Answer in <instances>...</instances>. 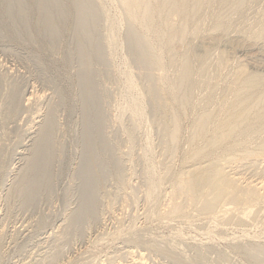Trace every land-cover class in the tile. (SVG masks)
Wrapping results in <instances>:
<instances>
[{"label": "rangeland", "instance_id": "1", "mask_svg": "<svg viewBox=\"0 0 264 264\" xmlns=\"http://www.w3.org/2000/svg\"><path fill=\"white\" fill-rule=\"evenodd\" d=\"M158 1L0 0V264H264V199L248 217L183 197L166 211L180 174L217 156L241 188L264 182V156L244 157L264 151V0L141 13ZM246 87L244 140L218 152L194 123L230 115ZM193 148L206 153L185 159Z\"/></svg>", "mask_w": 264, "mask_h": 264}, {"label": "bare ground", "instance_id": "2", "mask_svg": "<svg viewBox=\"0 0 264 264\" xmlns=\"http://www.w3.org/2000/svg\"><path fill=\"white\" fill-rule=\"evenodd\" d=\"M123 3L125 5H132L133 3H140L142 0H122ZM155 1H158V0H155ZM169 1V2H168ZM168 1H164L160 4V7H158V9H150L151 8V5L150 7L148 6L149 2L146 3L144 6H141L140 7V11L142 14L146 15L147 17H153L154 16V11L156 10H160V12H163V11H166L168 13H173L175 15H178L179 17H182V19H185L186 16L188 15L187 12H186V9H184L183 5L185 2V0H168ZM194 1V0H193ZM202 1V0H201ZM199 0V2H201ZM211 1V0H209ZM160 2V1H158ZM168 2V3H166ZM189 2V1H188ZM185 6V5H184ZM187 6V4H186ZM185 6V7H186ZM180 7H182L183 10H185L186 14L184 15L183 13H181V11L179 12V9ZM202 7H205L204 5ZM190 8V7H189ZM192 8V7H191ZM190 8V12H192L193 10ZM198 8V7H197ZM200 8V6H199ZM202 9V8H201ZM187 10H189L187 8ZM199 10V9H198ZM184 12V13H185ZM189 12V13H190ZM130 13L132 16L136 15L138 13V11H135L132 7L130 8ZM200 13V12H199ZM184 15V16H181ZM161 15V14H160ZM193 15V14H192ZM189 16V15H188ZM199 19V18H198ZM201 19V18H200ZM197 20V19H196ZM202 21V20H201ZM200 21V22H201ZM198 22V21H197ZM195 23V22H194ZM193 23V24H194ZM166 26H169L167 23H166ZM194 26V25H192ZM198 27H199V24H198ZM202 27V26H201ZM173 28V27H172ZM171 28V29H172ZM189 28V27H188ZM187 26L185 25L182 26V28H180L178 30H173V32H169L168 33V40H166L165 42H161V48L164 49L166 47V49H170V43H171V40L174 39V37L178 34V32L180 33H184L186 32V30L188 29ZM191 28V27H190ZM189 28V29H190ZM170 29V30H171ZM188 29V30H189ZM192 30V29H191ZM199 30V29H198ZM194 33V32H193ZM169 36H170V39H169ZM171 51V49H170ZM169 51V52H170ZM173 59V57H172ZM171 59V60H172ZM213 60V59H212ZM173 62V60H172ZM204 62V61H203ZM172 64V63H171ZM169 65V64H168ZM176 66V65H175ZM186 66V65H185ZM189 66V64H188ZM226 66V65H225ZM190 67V66H189ZM168 68V67H167ZM187 67H185L184 69H186ZM190 69V68H189ZM203 69V67H202ZM201 69V70H202ZM214 69V68H213ZM166 70V69H165ZM169 69L166 70V72L168 71ZM187 70V69H186ZM215 70V69H214ZM242 70V69H241ZM240 70V71H241ZM183 71V69H182ZM245 71H247L246 69L242 70L240 73L243 74V76H246L244 75L245 74ZM185 72V71H184ZM239 73V74H240ZM166 74L165 72H163V75ZM238 74V75H239ZM249 74V73H248ZM250 75V74H249ZM206 76V75H205ZM242 75H240L241 77ZM248 76V75H247ZM238 77V76H237ZM243 78V77H242ZM247 78V77H246ZM244 77V79H246ZM256 78V77H255ZM240 79V78H238ZM238 79H236V82H238ZM250 79V78H249ZM191 80V79H190ZM194 80V79H193ZM239 83V82H238ZM181 84V82H180ZM206 84V83H204ZM203 84V85H204ZM236 84V83H235ZM177 85V84H176ZM179 85V83H178ZM177 85V86H178ZM186 85V84H185ZM188 85V84H187ZM186 85V86H187ZM241 85V84H240ZM255 85V84H254ZM175 86V85H174ZM173 86V87H174ZM252 86H253V83H252ZM188 87V86H187ZM236 87V86H235ZM176 88V86L174 87V89ZM232 88V87H231ZM230 88V89H231ZM238 88V87H237ZM247 88V87H246ZM250 88V87H249ZM173 89V91H174ZM178 89V88H177ZM235 89V88H234ZM253 89V88H252ZM264 89V88H263ZM185 90V89H184ZM257 90V89H256ZM255 90V92H256ZM214 91V90H213ZM240 91V89L238 90ZM238 91L234 92L235 94H237L236 96V100L231 104L229 105H224L225 106H229V108H227V110L230 112V115L228 116H224V114H222L221 117L217 118L215 116V120L214 121H209V116L206 117L204 115H202V117L198 119V121L196 120V123H194V127L193 128L195 131L199 130V134H202V136L204 137V135L208 136V141H207V145L210 146L211 148L214 146L215 147H219L221 145H225L224 142H227L230 135L233 134V132H236V138H237V141L240 139V138H243V137H240V132H241V129H244L246 128L245 127V124L246 122H244L245 120V116L249 115V111L252 112L253 109H251V107L253 106L252 102V106H247V105H244L245 103L244 102H247L245 100H248L250 97L249 96H252L255 92L252 90H250V92L248 91V88H247V91L248 92H243L245 94V96H243V94H240L243 96H240L238 94ZM243 91V90H241ZM160 92H163V91H159L158 94ZM170 92V91H169ZM185 92V91H184ZM206 92V91H205ZM165 93V92H164ZM178 93V92H177ZM213 93V92H212ZM229 93V92H227ZM232 94L235 96V94ZM37 94V93H36ZM205 94V93H204ZM207 94V93H206ZM231 94V93H230ZM35 95V94H34ZM162 95V98L164 94H161ZM177 95V94H176ZM185 95V94H184ZM191 95V94H190ZM209 95V93H208ZM43 96V95H42ZM41 94L39 93V95H35L34 97L32 96L33 99H36V100H39L41 101ZM160 96V95H159ZM193 96V95H192ZM205 96V95H204ZM228 96V95H227ZM230 96V95H229ZM176 97V96H175ZM181 97V96H180ZM249 97V98H247ZM255 97V96H254ZM259 99L262 101V99L260 98V96H258ZM258 97H255L258 99ZM264 97V96H263ZM262 97V98H263ZM43 98V97H42ZM166 98V96H165ZM164 98V100H165ZM178 98V97H177ZM189 98V97H188ZM187 98V99H188ZM194 98V97H193ZM205 98V97H204ZM207 98V97H206ZM225 98V97H224ZM227 98V97H226ZM225 98V99H226ZM252 98V97H251ZM250 98V99H251ZM183 99V98H182ZM256 99V100H257ZM161 102L164 101L163 99H159ZM169 98L166 99L165 102H163V105L165 107V104H169L168 101ZM171 100H173L171 98ZM178 100V99H177ZM189 100V99H188ZM254 100V99H253ZM258 100V101H260ZM30 101H32L30 99ZM39 101V102H40ZM231 101V100H230ZM260 101V102H261ZM37 102V101H36ZM175 102V101H174ZM181 102V100H180ZM185 102V101H184ZM221 102H226L225 100H221ZM172 103V102H171ZM255 103V101H254ZM259 103V102H258ZM221 104V105H223ZM250 104V103H249ZM248 104V105H249ZM183 105V104H182ZM185 105V104H184ZM181 106V105H180ZM167 108H170L168 107V105L166 106ZM185 107V106H184ZM250 108V109H247V108ZM161 108V107H160ZM183 108V107H182ZM166 109V108H165ZM223 109V108H222ZM168 110V109H167ZM166 110V111H167ZM181 110V109H180ZM226 110V112L229 114V112ZM170 111V110H169ZM175 111V110H174ZM222 111V110H221ZM225 111V110H224ZM223 111V112H224ZM162 112V111H161ZM177 112V111H176ZM172 113V111H171ZM170 113V114H171ZM183 113V112H182ZM209 115H210V112H208ZM207 113V114H208ZM258 113V112H257ZM164 114V113H162ZM173 114V113H172ZM171 114V115H172ZM216 114V113H215ZM252 114V113H251ZM254 114V113H253ZM159 115V113H158ZM167 115V114H166ZM256 115V114H255ZM261 115V114H260ZM264 115V114H263ZM262 115V116H263ZM178 116V114H177ZM176 114L175 115H172L171 118L169 117V119L167 118V116H165L167 119H162L164 122L163 124L165 123L166 126L169 125V133L175 137L173 138V142H176L177 140L176 139V133L178 134V124H179V117H177ZM192 116V115H191ZM199 116V115H198ZM250 116V115H249ZM159 117V116H158ZM185 117V115H184ZM211 117V116H210ZM247 117H246V120H247ZM259 116H257V120H259L258 122H261L263 123V126H264V118H258ZM157 118V117H156ZM160 118V117H159ZM250 118V117H249ZM248 118V119H249ZM158 119V118H157ZM160 119V120H161ZM214 119V118H213ZM195 120V119H194ZM212 120V119H211ZM256 120V121H257ZM181 121V119H180ZM252 121H254L252 119ZM168 122L171 124H168ZM249 123V122H247ZM256 123V122H255ZM164 124V125H165ZM250 124V123H249ZM258 125V123H256ZM252 125V124H251ZM256 125V126H257ZM248 126V124H247ZM168 127V126H167ZM166 127V128H167ZM252 128V126H250ZM262 127V125H261ZM257 128V127H256ZM263 128V127H262ZM260 129V128H259ZM194 131V132H195ZM196 131V132H197ZM258 131V130H257ZM196 132L194 133L195 135ZM255 132V131H254ZM167 133V132H166ZM168 133V134H169ZM242 134V132H241ZM193 135V136H195ZM170 136V135H168ZM172 136H170V138H172ZM251 136V135H250ZM195 138V137H194ZM201 138V137H200ZM231 138V137H230ZM178 139V138H177ZM193 139V138H192ZM198 138H196L197 140ZM252 139V138H251ZM264 139V138H263ZM175 140V141H174ZM195 140V139H194ZM200 140V139H199ZM244 140V138H243ZM242 140V142H243ZM191 141V140H190ZM241 141V140H240ZM239 141V142H240ZM248 141V140H247ZM192 142V141H191ZM261 142V141H260ZM198 143V142H197ZM244 143V142H243ZM246 143V142H245ZM251 143V142H250ZM263 144V142H261ZM242 144V143H240ZM264 145V144H263ZM210 147H207V148H210ZM217 147V151H218V148ZM224 147V146H223ZM235 147V146H234ZM232 147V149L234 148ZM196 148V147H195ZM222 148V147H221ZM199 149V148H198ZM215 149V148H214ZM223 149V148H222ZM225 149V148H224ZM194 148L192 149L191 153H187V154H190L188 157L186 155L187 158L185 159H188V158H191V157H194V156H199L200 158L206 153L204 151V149L201 148V150H197V151H194ZM221 151V149H219ZM210 151V150H209ZM252 150H249L248 152L249 153H245L244 157H252V156H264V151H260V153H257L256 151H253L251 152ZM219 152V151H218ZM223 152V151H222ZM212 153V152H211ZM221 153V152H220ZM214 154V153H213ZM216 154V153H215ZM211 155V154H210ZM227 155V154H226ZM209 156V155H208ZM230 154L228 153V155L224 158L221 159V157L219 158L220 160H218V156L216 157L217 159L215 160H212L211 158V161L208 162V164L206 163V165H195L193 168L189 169L187 172H184L182 174H180V176L178 177V174L175 175V173H172L174 174L173 178H177V181L175 183V186L173 188V191L168 195V200L166 201V204L168 206V209L166 210L167 213L170 215L172 213H174V216H176V213H183V207L182 205L178 204V199L180 197H183V199H185V201L188 203V204H191V203H194V204H198L200 206L201 209H211L213 208L214 206H216L217 203L219 202H224L225 205V210L223 208V212L228 213L231 212V211H235V212H238V213H241L243 217H248L250 215V213L252 212V208H254L253 206L264 199V182H259L257 184H253V181H250L248 182V187L245 188H241V185L239 184V182L243 179V177H237L236 175H233L231 174L230 172L226 171V168L229 167L228 164H231L232 165V161L230 160L229 158ZM184 160V159H183ZM208 161V160H207ZM172 177V176H171ZM169 180V179H168ZM158 184L156 185L155 183L153 184V187H157ZM229 199V200H228ZM224 200H228L227 202H225ZM253 203V204H252ZM261 203H263V201H261ZM230 204V205H229ZM233 204H239L238 206H233ZM243 204H246L244 207H239ZM255 205V206H258ZM215 208V207H214ZM222 209V208H221ZM171 212V213H170ZM166 214V213H165ZM167 214V215H168ZM180 214V215H181ZM240 214V215H241ZM234 215V213H233ZM237 215V213H236ZM157 216V215H156ZM179 216V215H178ZM220 216V215H219ZM224 216V214L222 215ZM153 217V216H152ZM224 218V217H223ZM218 220V219H217ZM138 229V228H137ZM142 229V228H141ZM143 230H146V229H143ZM139 231V229H138ZM134 232V231H133ZM141 232V231H140ZM178 233H181V232H178ZM205 233V232H204ZM209 232H207L206 234L208 235ZM130 234V233H129ZM174 234V233H173ZM177 234V233H176ZM175 234V235H176ZM128 235V234H127ZM132 235H135L136 236V232L135 234H132ZM146 235V233H145ZM174 235V236H175ZM178 235V234H177ZM184 235V234H183ZM151 236V235H150ZM179 236V235H178ZM125 238V236H124ZM128 238V237H127ZM131 238V237H130ZM136 238V237H135ZM221 238V237H220ZM226 239V238H225ZM236 240V238H234ZM239 239V238H237ZM230 240V239H229ZM233 240V238H232ZM140 242V241H139ZM164 243V242H163ZM169 243V242H168ZM234 246V245H233ZM178 247V246H177ZM253 247V246H252ZM250 247V248H252ZM257 247V246H256ZM260 247V246H259ZM258 247V248H259ZM255 248V246L253 247V249ZM261 249V248H260ZM263 249V247H262ZM261 249V250H262ZM258 250V249H256ZM263 251V250H262ZM255 252V251H254Z\"/></svg>", "mask_w": 264, "mask_h": 264}]
</instances>
